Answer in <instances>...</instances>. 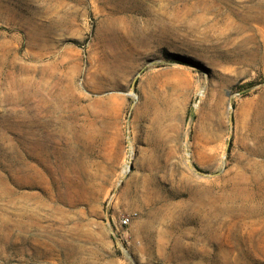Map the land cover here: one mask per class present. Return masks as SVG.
I'll return each instance as SVG.
<instances>
[{"label":"rangeland","instance_id":"1","mask_svg":"<svg viewBox=\"0 0 264 264\" xmlns=\"http://www.w3.org/2000/svg\"><path fill=\"white\" fill-rule=\"evenodd\" d=\"M263 12L0 0V264H264Z\"/></svg>","mask_w":264,"mask_h":264},{"label":"bare ground","instance_id":"2","mask_svg":"<svg viewBox=\"0 0 264 264\" xmlns=\"http://www.w3.org/2000/svg\"><path fill=\"white\" fill-rule=\"evenodd\" d=\"M249 12H248V14L247 15H245V16H243V19H242V21H243V23L241 22L240 24H239V30H241V29H245V27H246V24H249V22L250 21H253V20H257V21H259V19H262L261 18V16L259 15L260 14V12H256V10H255V6H251L250 8H249V10H248ZM259 11V10H258ZM264 13V12H263ZM262 13V14H263ZM262 17H264V15L262 16ZM241 18V17H240ZM233 19V18H232ZM226 21H227V19H225ZM224 20V21H225ZM230 21V20H229ZM256 22V21H255ZM225 24V23H224ZM249 26V25H248ZM230 27V26H229ZM235 27V26H234ZM226 29H228V28H226ZM237 29V30H238ZM224 31H225V29H224ZM227 32V31H226ZM239 32V31H238ZM235 33V32H234ZM239 34V33H238ZM238 40V39H237ZM45 154V153H44ZM47 154V153H46ZM46 157V156H45ZM45 165V164H44ZM43 165V166H44ZM43 169V168H42ZM51 170V169H50ZM50 170H49V167L47 166V165H45L44 166V173L45 174H49V172H50ZM18 171V170H17ZM128 171V165H126V167H125V169H124V172H127ZM43 172V171H42ZM46 176V175H45ZM44 176V177H45ZM48 176H46V178H47ZM46 178H44V179H46ZM51 179V178H50ZM48 180V179H47ZM54 180V179H53ZM50 181V180H49ZM51 181H52V179H51ZM54 182V181H53ZM50 183V182H49ZM52 184V183H51ZM46 185H47V183H46ZM48 185H50V184H48ZM47 185V186H48ZM53 185H54V187L56 186V185H58V184H56L55 185V183H53ZM46 186V187H47ZM47 189V188H46ZM51 189V188H50ZM49 189V190H50ZM48 190V189H47ZM49 190H48V192H49ZM56 191V190H55ZM50 193V192H49ZM59 195V194H58ZM22 234V233H21Z\"/></svg>","mask_w":264,"mask_h":264},{"label":"built area","instance_id":"3","mask_svg":"<svg viewBox=\"0 0 264 264\" xmlns=\"http://www.w3.org/2000/svg\"><path fill=\"white\" fill-rule=\"evenodd\" d=\"M127 220H128V219L126 218V219L124 220V222H127Z\"/></svg>","mask_w":264,"mask_h":264}]
</instances>
